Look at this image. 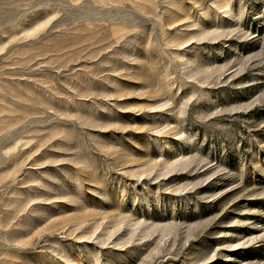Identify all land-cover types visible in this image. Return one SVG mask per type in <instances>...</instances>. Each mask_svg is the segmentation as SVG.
<instances>
[{
	"label": "rangeland",
	"instance_id": "1",
	"mask_svg": "<svg viewBox=\"0 0 264 264\" xmlns=\"http://www.w3.org/2000/svg\"><path fill=\"white\" fill-rule=\"evenodd\" d=\"M0 264H264V0H0Z\"/></svg>",
	"mask_w": 264,
	"mask_h": 264
}]
</instances>
